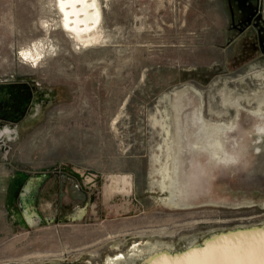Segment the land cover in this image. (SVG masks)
I'll return each mask as SVG.
<instances>
[{
  "label": "rangeland",
  "instance_id": "1",
  "mask_svg": "<svg viewBox=\"0 0 264 264\" xmlns=\"http://www.w3.org/2000/svg\"><path fill=\"white\" fill-rule=\"evenodd\" d=\"M55 1L0 0V85L33 95L0 132L12 210L0 214V264H174L171 256H192L224 234L264 228V0H98L102 41L84 49L60 28ZM34 43L44 50L35 64L20 57ZM178 117L191 122L180 123L183 135L213 127L228 135L231 159L210 176L196 167L206 179H191L190 208L172 210L157 184L175 165ZM123 173L130 192L103 199L108 175ZM21 175L42 184V222L27 226L13 211ZM60 175L90 198L84 210L63 193L53 198ZM56 208L73 220H57ZM150 243L160 248L132 252Z\"/></svg>",
  "mask_w": 264,
  "mask_h": 264
},
{
  "label": "bare ground",
  "instance_id": "2",
  "mask_svg": "<svg viewBox=\"0 0 264 264\" xmlns=\"http://www.w3.org/2000/svg\"><path fill=\"white\" fill-rule=\"evenodd\" d=\"M56 1H57V5H58V11H59L58 13L61 16L60 28L63 31H65L66 33H68L70 38L73 39V41H76L78 44H81L83 49L86 47L89 48V47L94 46L96 44H100V41H102V33L99 30V27L101 24L100 23L101 7H100V3H98V0H95V6H93V0H63V10H61V0H56ZM65 25H67V27H65ZM73 29H75V30H73ZM22 51L31 53L30 58L27 60H31L35 64L42 57L41 54L43 53L44 50L42 49V47H39V45L34 43L33 47L31 46V48H28L27 50L23 49ZM20 57H21V55H20ZM37 57H39V58H37ZM21 58L23 60H26L23 57H21ZM174 109H175V111H177L176 113L180 114L181 111L185 109V106L181 105V103L180 104L178 103V105L176 104ZM187 115H190V114H187ZM201 117L203 120H205L202 115H201ZM167 119H168V117H167ZM179 119H181V118L178 117V120ZM181 121L187 123V125H190L189 118H187V121L183 120V119ZM116 122H117V120L114 121V123H116ZM166 122H165V124H166ZM164 125H163V128H164ZM216 125L214 124L215 127H216ZM189 127H187V128H189ZM221 127L223 128L222 125H221ZM169 128L167 127V129H169ZM222 128H220L221 131H223V129H224V128L223 129ZM210 130H212V129L206 128L204 133L200 134L199 131L194 129L193 131H191L190 135H189V133L185 134V136L181 140V142L183 144L182 146L185 148V156L183 155V159H185V166H183L182 162H180L181 164L177 163L178 159H177V154H176L175 155L176 160L174 163L175 164L174 168L172 169V171H170L171 176H170L169 172L167 171L166 167L162 168L159 171L161 176H162V179L159 181V184H157V186L159 189L162 190V192L165 191L168 193L167 198L164 199L162 204H165L169 209L173 210L178 206H179L178 208H181V209L190 208L189 207L190 204L188 203L187 194H188V192H191L192 190H190V191L188 190L189 183L191 184L192 180H194V182H196L197 180H199L201 178L206 179L205 175L203 173H201V171L198 172V169L195 170L196 167H198V168L202 167V168L206 169V173L210 176V174L213 173V170H215V168H218L220 162L223 161L224 163L222 165H220L219 167H222L223 165L226 166L228 163H230L229 160L231 158H230V152L229 151H231V150L228 149V155H227V157H224L225 153H227L225 145H226V142H229L228 135H226V137H224V134H222L221 136L218 133L214 134V132L212 134ZM215 130L216 129H214V127H213L212 131H215ZM164 132H166V130H164ZM186 132H187V130H186ZM166 134L168 135L167 137H165L166 142L171 141L173 138L170 136V131L167 130ZM189 138H192V139H189ZM182 154H183V152L180 153L181 157H182ZM227 161H229V162H227ZM190 165L193 166L192 169H191ZM196 165H198V166H196ZM110 179H111L110 185H108L105 188V190H107V192L115 193L117 191V185H125V190L120 191V192H123V193H129L130 192L128 190V188L131 186V184H129V187L127 186V181H129V180H127L125 175H120L119 178H110ZM200 182H203V181H200ZM196 184H197V182H196ZM196 184L193 183V186H196ZM117 192H119V191H117ZM241 232H236L237 234L236 233L224 234V236L219 237L217 240H219L220 243L225 244V243H227L226 241L231 240L230 238H227V237L236 236V235H238V233H241ZM225 236H227V237H225ZM162 246H161V248H162ZM155 248L159 249L160 247L157 244H152V243L146 244L145 248H141V247L139 248V247H137V245H135L133 248L134 250H132V252L134 251L135 255L138 254L141 256V255H143L144 252H147L148 250L155 249ZM210 248H212V247L209 246L205 250H209ZM196 250H198V249H196ZM203 251H204L203 249L202 250L200 249L196 253L199 254ZM129 256H131V255L129 254ZM188 256H189V254H188ZM131 257H133V255ZM117 259L112 260V258L108 259V257H107L108 263H107V261H106V263L107 264H114V262L117 261ZM167 259H164V260L162 259L163 261L161 260V262L151 260V262H149V264H162V262H163V264L164 263L169 264V261ZM117 263H118V261H117ZM170 263H171V261H170Z\"/></svg>",
  "mask_w": 264,
  "mask_h": 264
},
{
  "label": "water",
  "instance_id": "3",
  "mask_svg": "<svg viewBox=\"0 0 264 264\" xmlns=\"http://www.w3.org/2000/svg\"><path fill=\"white\" fill-rule=\"evenodd\" d=\"M120 175H108V179L119 178ZM125 176L131 184L132 179H130V175ZM52 178L54 179L55 177ZM58 180L60 181V186L59 184H54L51 190L53 198L58 202L60 193H63L64 196L68 197L67 205L70 202H77L73 209L79 208L80 210H84L87 195L76 182L70 181L68 177L63 175H60ZM38 189L39 185L33 189L32 196H37ZM130 189L131 186L129 187V191ZM81 214L83 215L84 213L81 212ZM227 238L231 240L226 241L227 243L225 244L212 245V248L204 250V252L199 254L195 253L193 256L188 257L189 251H187L180 255L171 256V258H174V264H264V228L242 231L236 236H229Z\"/></svg>",
  "mask_w": 264,
  "mask_h": 264
},
{
  "label": "flooded vegetation",
  "instance_id": "4",
  "mask_svg": "<svg viewBox=\"0 0 264 264\" xmlns=\"http://www.w3.org/2000/svg\"><path fill=\"white\" fill-rule=\"evenodd\" d=\"M32 93L30 90L26 88L24 85L18 86L17 84L9 85L4 84L0 85V132L7 131L5 123H9L13 125L15 122H18L23 118V116L27 113L29 105L32 103ZM2 134V133H0ZM64 172H66L70 177H74V173L69 171L67 168H64ZM51 175L54 173H50ZM76 175V174H75ZM23 176V175H21ZM24 177V176H23ZM31 176L22 178V183L19 185L18 190L15 195V208L13 207L14 212H19L21 216H23L25 224L28 226L26 222L28 219L30 221L31 217H34L36 222H42V215L39 211H36L38 207H36L37 197L32 196L33 193V185L30 181ZM51 176H46L44 181L51 179ZM129 181H127V186L129 187ZM42 184L39 185V188ZM105 187V186H104ZM122 188L125 189V185H121ZM26 189V190H25ZM118 189V188H117ZM129 190V188H128ZM119 191V190H118ZM116 193V192H115ZM103 199L109 195V192L104 189L101 191ZM122 194V193H121ZM126 194V193H123ZM127 195V194H126ZM8 197V195H7ZM136 199V198H135ZM90 198L87 197V203ZM8 206L6 208V217L9 219L11 217V208H9V197H8ZM57 212L56 217L57 220L66 219V215H72V213L68 212L66 214ZM110 213V210L108 211ZM73 216V215H72Z\"/></svg>",
  "mask_w": 264,
  "mask_h": 264
},
{
  "label": "crops",
  "instance_id": "5",
  "mask_svg": "<svg viewBox=\"0 0 264 264\" xmlns=\"http://www.w3.org/2000/svg\"><path fill=\"white\" fill-rule=\"evenodd\" d=\"M186 121H187V119H186ZM200 121L204 122V123L206 122V120H203V119L200 120ZM196 122L198 123V120H196ZM180 123L185 124V127H187L186 126L187 123L182 122L180 119L177 120V127H176V130H177L176 140H178V143H177L178 144V150H177V159L178 160H177V163L179 164L180 162H182L183 166H185V159H183V155L185 156V148L182 146L183 144L181 142V140L185 136V134L183 135V134L179 133V131L183 132L185 128L181 127ZM190 125H191V122H190ZM197 131H199V129ZM181 152H183L182 157L180 155ZM121 175H127V174L123 173ZM7 181H8L7 176H5L2 173H0V214H2L1 216H3V217H4V215L6 216V212L5 211H6V208L8 206V202H7L8 201V197H7V195H8V185H9V183ZM117 190H119V192H120V191H123L125 189L122 188L121 186H119ZM119 192H117V193H119ZM46 198L47 197H45V198L43 197V203H45V208L48 206V199H46ZM134 201H136V200H134ZM130 203H131V205H134L133 201H131ZM49 206L51 207V204H49ZM178 207H176L173 210L181 209V208H178ZM55 211H56V213L58 212L57 208L55 209ZM70 213H72V211ZM72 215H70V216L66 215V217H65L66 221H68V220L72 221L73 220V216Z\"/></svg>",
  "mask_w": 264,
  "mask_h": 264
},
{
  "label": "clouds",
  "instance_id": "6",
  "mask_svg": "<svg viewBox=\"0 0 264 264\" xmlns=\"http://www.w3.org/2000/svg\"><path fill=\"white\" fill-rule=\"evenodd\" d=\"M73 30H75V29H73ZM20 55H21V57H23L24 59H26V58L29 59L30 56H31V53L23 52V51H22V52L20 53ZM37 58H39V57H37ZM27 59H26V60H27Z\"/></svg>",
  "mask_w": 264,
  "mask_h": 264
},
{
  "label": "snow or ice",
  "instance_id": "7",
  "mask_svg": "<svg viewBox=\"0 0 264 264\" xmlns=\"http://www.w3.org/2000/svg\"><path fill=\"white\" fill-rule=\"evenodd\" d=\"M93 6H95V0H93ZM61 10H63V0H61ZM65 27H67V25H65Z\"/></svg>",
  "mask_w": 264,
  "mask_h": 264
}]
</instances>
